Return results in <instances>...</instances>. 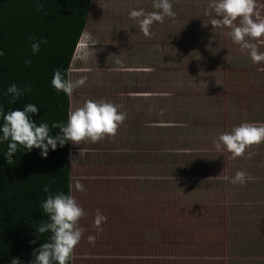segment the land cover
<instances>
[{
	"label": "rangeland",
	"instance_id": "374dc122",
	"mask_svg": "<svg viewBox=\"0 0 264 264\" xmlns=\"http://www.w3.org/2000/svg\"><path fill=\"white\" fill-rule=\"evenodd\" d=\"M209 2L171 0L175 16L154 22L146 37L129 12L158 11L153 0H92L68 75L86 82L69 94L70 111L85 100H105L126 119L115 136L72 142L105 155L89 169L91 183L79 177V155H71V195L85 211L72 264H264V142L240 157L213 143L242 122L264 123V61L254 63L227 34L231 29L211 25L218 17ZM256 2L264 16V0ZM249 41L264 53L258 44L264 37ZM120 89L151 92V109L132 113ZM131 122L147 126L138 125L135 137ZM140 148L146 153L134 152ZM237 171L253 179H225ZM117 175L131 177L143 205L108 202ZM87 193L96 194V208L86 211ZM97 209L107 218L99 227Z\"/></svg>",
	"mask_w": 264,
	"mask_h": 264
},
{
	"label": "trees",
	"instance_id": "16d2710c",
	"mask_svg": "<svg viewBox=\"0 0 264 264\" xmlns=\"http://www.w3.org/2000/svg\"><path fill=\"white\" fill-rule=\"evenodd\" d=\"M91 2L0 0V108L7 112L23 110L28 103L36 105L37 112L28 115L37 125L48 123L52 137L59 133L51 128L53 123H67L70 96L57 91L51 80L59 69L68 81ZM40 4L43 10L38 11ZM33 37L47 40L35 54L30 47ZM12 84L31 91L10 103L12 96L6 93ZM7 144L0 142V264H10L12 258H19L20 264H34L33 251L51 236L50 232H36L41 220H48L41 202L49 194H70V140L62 147L58 143L55 150L49 146L46 157L41 156L40 148L29 151L18 145L10 164L4 155ZM45 184L48 193L43 191ZM67 264H72V256Z\"/></svg>",
	"mask_w": 264,
	"mask_h": 264
},
{
	"label": "clouds",
	"instance_id": "9594fccd",
	"mask_svg": "<svg viewBox=\"0 0 264 264\" xmlns=\"http://www.w3.org/2000/svg\"><path fill=\"white\" fill-rule=\"evenodd\" d=\"M153 8L158 11L145 13L143 9H133L129 12V18L138 21L140 30L146 37L152 36L151 26L154 22L162 23L166 16H175L171 0H153ZM208 8L218 17V19H212L213 27L231 29L227 34L234 43L249 51L254 63L264 61V53L259 52L249 41V38L255 40L264 37V16L258 10L256 0H210ZM37 10H43V5H37ZM238 19L240 23L236 24L235 21ZM32 39L30 47L33 54L40 50V44L47 43L43 37L39 40L35 37ZM0 55H3L2 51ZM119 62L117 60V63ZM26 63L31 61L27 60ZM85 82L86 77H81L75 82L66 81L59 69L54 72L51 80V84L57 91H63L66 94H71ZM25 91L30 92L31 89L21 90L12 84L8 87L6 94H11L10 103H12ZM36 112L37 106L31 103L26 104L23 110L5 112L3 108H0V117L3 119V124L0 125V133H2L0 142H8L4 155L9 164L12 162L13 155L18 152V145L29 151L33 147L40 148L41 156L46 157L49 146L55 150L58 143L61 147L69 140L74 144H81L84 141L97 143L105 136H115L119 126L126 119V114L120 112L119 106L112 102L85 100L81 106L70 111L66 124L51 125L52 129H59V133L52 137L49 135L48 123L42 122L37 125L30 119L28 114ZM262 142H264V123L253 122H242L234 126L231 131L220 133L213 141L217 151L226 149L232 157L243 156L248 147ZM252 155L254 153H249V158ZM225 179L234 184H243L252 180L253 177L244 171H237L233 177H225ZM75 188L78 191H84V186L79 181L75 183ZM43 191L49 192L47 184L44 185ZM41 208L47 214L48 220H41L36 232L39 235L50 232L51 236L48 242L41 244L33 251L34 264H67L84 232L78 222L85 215V211L74 196L63 192L49 194L41 202ZM106 220L107 218L97 209L95 225L99 227ZM88 242L95 243V236H89ZM10 264H20L19 258H12Z\"/></svg>",
	"mask_w": 264,
	"mask_h": 264
},
{
	"label": "crops",
	"instance_id": "0c3cea01",
	"mask_svg": "<svg viewBox=\"0 0 264 264\" xmlns=\"http://www.w3.org/2000/svg\"><path fill=\"white\" fill-rule=\"evenodd\" d=\"M258 44L264 45V42L259 41ZM68 75H69V73H68ZM122 90L123 89H120L118 94H119V96L120 95H124V94H126L128 96V98H126V100H123V101H125V104L128 105V108H130L132 113L134 111V112H139L142 115V113H141L142 112L141 111L142 108L144 110L145 109L147 110L148 107L151 109V107H150L151 106V99H152V93L151 92H148V91L142 92L140 90H133V91H127V93H126V92H123ZM120 98H122V97H120ZM70 109H71V104H70ZM119 111L120 112H124L121 109H119ZM141 123L138 122V125H140L141 128H143V126L144 127L147 126V124H141ZM143 123H145V122H143ZM132 124H133V126H132ZM138 125H137V123H134V122L133 123L131 122V124H130V131L131 132L134 131V136L135 137L138 134L137 130H136V129H138ZM120 126H119L118 129H120ZM181 126H183V125H181ZM151 127H153V125ZM189 127H190V125H189ZM138 136H140V135H138ZM141 136H142V134H141ZM145 138H146V136H145ZM147 139L148 138H146V140ZM85 142H89V141H85ZM82 143H84V142H82ZM103 150L104 149H102L100 151L97 148H90L89 149V148H85V147L84 148L83 147H81V148H79V147L73 148L72 141H70V163L72 161L71 160V155H73V154L79 155L78 165H79V170H80V174H81L79 177H81L82 180L84 179V180H86V182L91 183L90 180L91 179L92 180L95 179L94 175L89 171V169H91L92 167L94 168V166H96V165L98 167L100 166L99 164L101 163V161H103V158L105 157V155L102 153ZM93 152H94V154H93ZM134 152H140L141 154L146 153V151L141 150V148L137 149V150H134ZM89 153L93 154V155L91 156V155H89ZM100 153H102V157H100L101 156ZM84 167L87 170H85ZM98 167H96V168H98ZM82 169L85 170V171H83ZM82 174H84V175H82ZM129 177H130L129 175H117L115 178H113L114 179L113 188L109 189L108 195H109L110 199H109L108 202H111L113 205L114 204H116V205L118 204L116 208H122V206L125 205L126 200H127V203H129V204H126L128 207H130V206H132L134 204L143 205V201H141L138 198L139 195H140L138 188L137 189H133L132 188L133 182L130 181L131 177H130L129 182L127 181ZM151 177H152V175H151ZM71 178H72V175H71V168H70V195H71V190H72ZM93 184H96V182L93 181L92 185ZM97 184H98V182H97ZM95 190H97V189H95ZM95 193L92 194V195H90L89 193L84 195L83 200L81 201V204H83L82 206H84V204H85L84 207H85L86 211L90 210L92 208H96L95 201L91 200V198H94L92 196H96ZM149 194H150V192H149ZM144 200H145L144 202H146V199H144ZM119 201H123V203H118ZM149 202L151 203V199L149 200ZM148 205L150 206L151 204H148ZM144 206L146 207L147 203H145ZM144 206H141V208L144 207ZM146 221H148V219ZM144 222H145V219H144ZM121 257H126V256H125V254H123Z\"/></svg>",
	"mask_w": 264,
	"mask_h": 264
}]
</instances>
